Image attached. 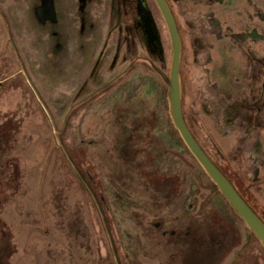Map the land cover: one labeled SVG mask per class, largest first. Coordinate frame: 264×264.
I'll return each instance as SVG.
<instances>
[{
    "label": "rangeland",
    "instance_id": "rangeland-1",
    "mask_svg": "<svg viewBox=\"0 0 264 264\" xmlns=\"http://www.w3.org/2000/svg\"><path fill=\"white\" fill-rule=\"evenodd\" d=\"M55 1L0 0V264H264L173 123L156 1ZM168 2L185 119L264 214V0Z\"/></svg>",
    "mask_w": 264,
    "mask_h": 264
},
{
    "label": "water",
    "instance_id": "water-1",
    "mask_svg": "<svg viewBox=\"0 0 264 264\" xmlns=\"http://www.w3.org/2000/svg\"><path fill=\"white\" fill-rule=\"evenodd\" d=\"M155 1L165 19L172 43L170 72L169 75L166 76V81L169 87L168 95L171 103L173 123L192 155L196 158L212 181L217 185L218 189L226 197L234 210L244 220L246 225L264 245V221L246 202L232 182L202 148L185 121L182 108V90L180 79V64L182 55L180 30L168 0ZM144 6L143 0H138V10ZM146 17L145 21L141 23L145 39L152 48L156 49L160 43V35L156 23L150 13L147 12Z\"/></svg>",
    "mask_w": 264,
    "mask_h": 264
},
{
    "label": "trees",
    "instance_id": "trees-1",
    "mask_svg": "<svg viewBox=\"0 0 264 264\" xmlns=\"http://www.w3.org/2000/svg\"><path fill=\"white\" fill-rule=\"evenodd\" d=\"M137 2H138V0H137ZM148 13H150V15L152 16V14H151V11L149 10V8H148ZM183 114H184V112H183ZM184 118H185V116H184ZM185 121H186V119H185ZM186 123H187V121H186ZM187 125H188V123H187ZM188 127L190 128V126L188 125ZM190 130H191V128H190ZM191 132H192V130H191ZM193 133V132H192ZM193 135H194V133H193ZM195 137V136H194ZM215 163H216V165L220 168V170L227 176V178L232 182V184L235 186V188L238 190V192L242 195V197L246 200V202L252 207V209L260 216V218L264 221V214L263 213H261L258 209H257V207L251 202V200L247 197V195L245 194V192L241 189V187L239 186V184L237 183V181L228 173V171L226 170V169H224V167H222L220 164H218L216 161H214ZM205 174V173H204ZM212 182V181H211ZM212 184H213V186L217 189V186H216V184L215 183H213L212 182ZM256 238V240L257 241H259L258 239H257V237H255Z\"/></svg>",
    "mask_w": 264,
    "mask_h": 264
},
{
    "label": "flooded vegetation",
    "instance_id": "flooded-vegetation-1",
    "mask_svg": "<svg viewBox=\"0 0 264 264\" xmlns=\"http://www.w3.org/2000/svg\"><path fill=\"white\" fill-rule=\"evenodd\" d=\"M53 1V3L55 4L54 6H55V10L57 11L58 10V4H56V1L55 0H52ZM88 1H90L91 2V0H88ZM58 12V11H57Z\"/></svg>",
    "mask_w": 264,
    "mask_h": 264
}]
</instances>
